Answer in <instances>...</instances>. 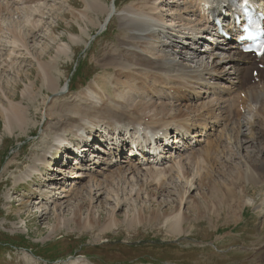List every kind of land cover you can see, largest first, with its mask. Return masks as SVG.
<instances>
[{"label":"rangeland","instance_id":"1","mask_svg":"<svg viewBox=\"0 0 264 264\" xmlns=\"http://www.w3.org/2000/svg\"><path fill=\"white\" fill-rule=\"evenodd\" d=\"M84 1L86 3V0H34L33 2L30 0H0V4L5 3L4 7L6 6L7 9L4 12L3 9L0 11L2 15L4 14L3 16L0 14V24H2L0 27L4 30L10 27L13 28L11 24L16 21L15 24L20 23L21 28H27H23L25 32L29 28L32 29H29L31 32H27L29 34L26 38L27 48L25 47V50L22 49L24 46H20L21 48L18 47L19 45L14 47L13 43L8 42L11 40L8 39L7 29L5 32L8 35L5 33L0 34L2 40H0L2 45H0V72L2 73L0 75V264H89L88 260L92 264H255L253 260H256V255L263 250L262 248H256L264 243V136L259 139L260 145L256 140V135L246 139L244 135L237 133L239 130L246 132L245 128L236 127L235 122H239L240 117L237 116L236 119L234 115L230 119H226L223 115H226L224 109L231 107L236 100V96H238L237 91L232 90L235 76L231 65L233 59L230 55L233 52L231 51L229 58L228 54H221L224 51V48H221L218 55L224 57V59L220 62H218L216 56L210 57L208 54L204 57V60L210 64L211 67H209L217 70V73L222 75L221 78L215 79L217 84H214L219 87V90L214 89V91L217 92H214L210 87L198 84L199 82H192L194 90L188 97H180L178 93L177 95L170 94L168 87L170 90H175L177 86L182 85L174 83V78L180 77L184 80L181 82L185 84L187 79L178 75H169L168 77L164 73L158 75L151 70L144 71L151 75L145 74L142 77L141 73L136 72V69L133 68L134 66L131 71L130 68L126 70L130 77L122 76V74L118 76V73L113 69L107 71L104 62L111 52H114L112 56L119 54L116 53L117 48L113 45V42L118 40V37H122L121 35L124 33L121 28L122 21L119 20L118 16L123 13L127 6L131 5L133 9L138 8L139 10L143 8L144 13L145 10L147 13L148 9V12L154 14V17L161 15L158 17L163 25L167 23L169 28H175L182 32L191 30V33H193L204 26L197 8H195V0H100L105 7L109 9L112 7V16L107 14L102 16L96 12H90L89 18L81 16L86 13ZM73 4H77L78 7ZM17 8L21 11H17ZM149 8H155L156 11ZM11 10L15 13L14 16ZM27 19H30L31 22ZM25 23L27 27H25ZM3 29L0 32H3ZM168 31L176 32L174 29H168ZM188 34L189 37L193 36L190 33ZM72 37L76 41H73ZM180 44L177 43L174 48L181 49L185 46L184 44L180 48ZM187 44L191 45L192 43L189 41ZM64 46L70 51L71 57L59 61L58 69H56L57 73L55 72V77L60 81L59 89L48 92L42 85L40 74L38 75L40 72L38 67L39 54H46L41 62L47 63ZM27 50L30 51L26 52ZM148 50V56L152 55L151 52H156V50L158 52V49L153 46L149 47ZM159 54L160 52L157 55ZM5 61H8V65L11 63L12 67H10L13 70H10V72H3L1 69V66L6 65ZM27 74H32V76L29 79L27 77L21 79L23 75L27 76ZM140 76L143 78L142 80H140ZM208 76L213 78V74L209 73ZM167 77L172 80L168 82ZM148 80L154 81L150 84ZM16 81L20 84L19 87H15ZM209 81L211 82L210 78ZM205 83L209 85L207 81ZM34 84L33 89L37 99L30 101L26 98V93L28 86L32 87ZM164 84H166L165 89H163ZM171 85L176 87H171ZM88 87L91 90L90 94L97 97L85 95L83 91ZM10 92L17 94L19 99L10 102L6 98V94ZM40 102L44 105L38 106ZM55 103L58 105L62 103L72 105L69 106L74 108V111L72 110L68 114L76 117L77 122L89 127L88 130L90 131L92 127L96 126L97 128L98 122L100 123L99 128L102 129L117 126L113 125L116 124V119L101 117L102 113L98 112L103 110L101 108L104 107V104L113 109L119 108L114 111H122L123 109V113H128L126 114L128 120L136 121L137 118L135 117L139 116L142 117V120L145 118L142 122L139 117L143 124L152 117L159 120L156 111H151L147 104L160 108L163 103L166 108L168 106V110H171L172 113H174L173 109H181L182 107L186 111L189 108L187 111L189 110L191 113V118H194L198 114V110L202 109L201 114H205L202 117L203 119L196 116L193 123L188 125L209 124L208 127H211V129L204 132L201 125L197 126V129L193 131H196V135L200 134L198 136L192 134L195 136V140L191 141L185 138L180 143L176 142L172 145L173 148L163 154V159L158 163H147L144 160L138 164V161L134 158H132L133 161L127 162V160H122L120 157H111L105 154L104 149L101 148L99 151H94V156H91V154L85 155L83 166L76 168L72 163H66L64 157L60 154L57 155V152L66 148L63 146V149L59 151V148L69 141L67 140L68 136L74 138L84 132L79 130V134L76 135L77 131L75 130L78 127L75 126V130L70 131L69 129L70 132H67L63 129V124H58L57 120H52L49 109ZM15 105H21L23 108L25 106L24 109L28 111L29 118L33 119L35 124L26 134L21 136H4L2 133L5 117L7 112H10V108ZM213 110L214 116L208 112ZM75 111L79 113L76 114ZM236 111L237 101L236 107L231 112L235 114ZM172 113L171 115L168 113V118L161 115L160 121L162 123L159 122L158 126H152L153 123L146 124L148 129L152 127V129L159 128L161 127L159 125H165L166 122L170 123V121L173 122L174 130L184 126V119L186 120L188 117H182L184 119L175 121L171 120ZM79 114L80 117H83L79 118ZM129 116L135 119L132 120ZM199 119L201 122L202 120L212 119V122L201 123ZM260 120L264 119L261 118ZM229 131L233 134V138L235 137L234 139L244 142V147L237 149L236 143L234 144L233 141L228 139L229 135L227 133ZM148 132H151V130L146 131V133ZM189 136L191 137V135ZM249 140H255V142H247ZM209 146H213L214 151L218 152L216 159H219L217 160L219 163L205 160L204 157H202V161L205 160L203 162H206L205 164L201 160H195L196 162H193L190 166L192 169L190 178L198 185L200 176L208 172V167L212 169L211 173L215 179H223L222 181L227 179L226 183L228 185L235 187L237 190L239 189L244 195L245 202L241 207L242 211H239L238 221L236 218L228 220L224 215L220 217L219 214L213 212L214 215H208L200 221L195 219L186 224L184 223L183 226L186 227V230H182V234L180 232L171 233L172 228L165 221H159L157 224L138 223L136 227L132 228L129 220L135 215L137 216L140 206L151 208V210L155 208L163 213L167 209L164 200L176 203L181 197L180 195L186 190L184 188L186 187L185 182L177 179L176 171L180 170L182 165L187 163V160L189 161L194 156H201L199 153ZM258 146L262 150L257 149ZM87 151L91 152V150ZM252 153L255 155L252 156ZM123 156L130 158L128 152ZM248 157L249 160L247 161L249 162L245 164L244 159ZM198 162L201 164L199 167ZM10 163L17 167L9 169ZM249 165L254 168L255 173L261 175L259 182H248L247 178L244 177L247 174L246 168ZM120 168L126 172L123 181H120L118 176ZM237 168L238 171H236ZM167 169H170L169 172L162 173L163 170ZM224 169L225 173L223 172ZM152 170L161 173L160 177H157L154 181L149 178V175L151 176L149 173ZM132 171L133 173H131ZM241 171H244L243 178L238 179L236 172ZM77 172L81 176L75 177ZM230 174L231 176H229ZM143 186L144 188H142ZM180 190H182L181 194H179ZM245 190L250 192L245 194ZM87 191L91 193L89 194ZM154 191L157 194H153ZM199 193L200 191L197 189L191 195L194 197ZM210 198L215 197L211 196ZM82 199H87L88 204L85 205L86 208L84 207L81 214L82 225L76 226L73 222L74 211L79 204V200ZM25 204H27V207ZM189 205L185 211L193 213L192 209H189ZM113 208L115 213L121 215L119 225L104 229L109 223L110 211H114ZM47 211L50 220L42 217V214ZM182 211H184V208ZM169 212L171 216L178 213L177 210L172 211V209H169ZM100 213H103L102 216L105 219L102 221L104 227L100 226L97 230H93L91 218L97 220ZM39 254L52 259L57 256V260L49 261L39 256Z\"/></svg>","mask_w":264,"mask_h":264},{"label":"bare ground","instance_id":"2","mask_svg":"<svg viewBox=\"0 0 264 264\" xmlns=\"http://www.w3.org/2000/svg\"><path fill=\"white\" fill-rule=\"evenodd\" d=\"M30 1L33 2L34 0H30ZM197 1H199L200 3L202 1H203V3L207 2L210 5L211 9H213V10H215V9L218 10V9L222 8L224 5H228L229 4L228 3V0H197ZM84 3H85V1H84ZM4 4L5 3L0 4V11L2 9H3L2 10L3 12H4V10L5 11L7 10L6 9V6L4 7ZM154 4H155V2H154ZM11 5H13V4H11ZM73 5L76 6V7H78L77 4H73ZM85 6H86V13L84 12L85 15H81L82 17L84 16L85 18L86 17L89 18V13L90 12H96L99 15H102V16L103 15L105 16L106 14L110 16L112 14V12H113L112 11L113 10L112 7H111L112 10L109 9L108 7H105L101 3L100 0H86ZM9 7H7V8H9ZM28 7H29V5H28ZM146 7H148V6H146ZM14 8H15V6H14ZM18 8L16 10L17 11H19V10L21 11V9L18 10ZM155 8H149V9L150 10H153V11H156L157 8L156 9ZM8 10H10V9H8ZM11 11H12V15L14 16L15 13L13 12V10H11ZM142 11H143V8H142V10H139L138 8L137 9H133L131 7V5H130V6H127L123 10V13L119 14V16H118L119 17V20H121L123 22V23L121 22V24H122V27L121 28L124 30V31H122L124 33L121 35L122 37H118V40H116L115 42H113V45L116 46V48H117L116 49V51H117L116 53H119V54H117V55L114 54V56H112V53H114V52H111V53L109 52L110 54L107 55L108 57L106 58V61H105L106 63L103 61L104 64L107 66V67H105V69L107 71H110V70L113 69L114 71H116L118 73V76L122 74V76L125 75L127 77H130V75L128 73H126L127 72L126 70L128 68H130V71H131L132 67L134 66L133 68L136 69V72L141 73L142 77H143V75L147 74L144 71H150L151 70V71H154V73H156L158 75H159V73H164V74H166L168 76L169 75L183 76L185 79H187L186 80L187 83H192V82H199V83H201V82H205V81H207L208 83H210V81H209V78L210 77H208V78L206 77V72L208 70H210V68H209L210 64L207 61L204 60V57L209 54L210 57L211 56L218 57V62L222 61V59H224V57H221L218 54H219L220 49L223 48V47L220 46V45H216V46H213L212 47V50L211 51H206V50L205 51H202V50H199L200 49V46L199 45H196V49H192V46L194 44H197V42L195 40H193L192 37H189V34L188 33L187 34H185V33H183V34L178 33L177 34V32H174V33L172 31L170 32V31H168L167 27L164 26L162 24V22L160 21V19H159L158 16H161V15H158L157 17H154L153 16L154 14L152 15L151 13H149L148 12V9H147V13H146V10H145V13H144V11L143 12ZM1 13L2 12H0V14ZM9 13H11V12L9 11ZM27 14H28V12H27ZM8 17H10V16H8ZM30 17H32V16H30ZM2 19H5V18H2ZM221 19L224 22H227V20H226L225 17H222ZM29 20L27 19V21H29ZM15 22H14V24H11L13 28L10 27L8 29L6 28L7 30L5 29L6 31L9 30L8 31V34H9V36H8L9 38L8 39H10L11 41H8V42L13 43V46L14 47H17L18 45H19L18 47L24 46L22 49L25 50L27 48L26 47V44H27L26 38H27V35L29 34L27 32L30 31L29 29H31V28H29L30 27L29 26L28 27L29 28L28 31L25 32L23 30L24 27L21 28L20 25H19L20 23L19 24L18 23L15 24ZM30 22H31V20H30ZM32 22H34V21H32ZM106 22H107V20H106ZM0 25L2 26V24H0ZM26 25L27 24L25 23V27H27ZM1 28L2 27H0V30L2 31L3 28L2 29ZM24 29H27V28H24ZM199 31H201V30H199ZM196 33H201V32H196ZM236 38H237V35H236ZM72 39H73V41H76V39H74L73 37H72ZM189 41L192 42V44L191 45L188 44L189 45L188 46L186 44ZM177 43H179V44L180 43H184L186 46H184L181 49H178V47L175 49L174 46H177L176 45ZM43 45H45V44H43ZM152 46L153 47H156V49H158V52H160L159 55H157L158 52L156 50V52H153V53L151 52V54H152L151 56H148L149 55L148 54V52H149L148 49H149V47H152ZM229 48H231V49H228L229 50L228 52L222 51L221 54H223V55L228 54V57H229V55L233 52V54L230 55V56H232V59H233L231 65H232V68H233L232 71H234L233 74L235 76L234 86H232V90L237 91V93L240 94V96H242L241 94H245L244 95V98L241 100V103H242V105H245L246 110L242 113L238 109V107L240 108V103H238L237 104V111H236V113L234 114L233 112H231L232 109L236 107V101L239 102V97H238L237 100H235L233 102V105L231 106L233 108H231L230 106H229L230 108L229 107H226V109H224V112L226 113V115L225 114H223V115H224V117H226V119H230L234 115H235V117L237 119V116H239L240 117L239 118L240 121L239 122H235V124H237L236 127L239 126L238 128H245L246 129V132H244V131L242 132L241 130H239V131H237V133L244 135L246 137V139L247 138H252L251 136L256 135L257 136V139L256 140H258L257 142L260 145L259 139L264 136V123L260 120L261 118L264 119V71L263 70L258 71L259 81H255V77L253 76V71L251 70V69H253L252 66L255 65V61L254 60H251V59H248L242 53L236 51V47H234V45H232V43L230 44ZM28 51H30V50H27L26 52H28ZM23 54H25V53H23ZM29 55H31V54H29ZM39 55H40V59H38V61H39V66L38 67H39L40 72H39V70H37V71L39 72L38 75L40 74V76H41V79L40 80L42 82V85L46 89V91H48V92L56 91L57 89H59V83H60V81L58 80V78L55 77V75H56L55 72L57 73L56 69H58L57 67L59 66V61H61L63 58L71 57V53L64 46L63 48L59 49V51L51 59V61L50 62H47V63H42L41 62V59L45 58L46 57V54L42 53V54H39ZM7 57H9V55H7ZM12 58H13V56H12ZM22 58H23V56H22ZM225 58L227 59L226 56H225ZM5 59H3V60H5ZM15 60H17V59H15ZM33 60H34V58H33ZM236 61L238 63H235ZM7 62L5 63L6 64L5 66H1V69H2L3 72H10V70H13V69H11V67H12L10 65L11 63L8 65ZM262 62H264V60ZM211 69H212L211 72H213V73L216 72L215 70H213V68H211ZM19 71H20V69H19ZM1 74L2 73L0 72V75ZM29 74H27V76L23 75L21 77V79L23 77H24V79H26V77H27V79H29V77L32 76V74L31 75H29ZM148 74H150V73H148ZM20 75H22V74H20ZM152 76H155V75H152ZM160 76H161V74H160ZM142 79L143 78H141V76H140V80H142ZM159 79H160V77H159ZM164 81H166V80H164ZM158 82H160V81H158ZM215 84H217L216 81H215ZM12 85H14V84H12ZM19 86H20V84L17 83V81H16L15 87H19ZM33 86H35V84L32 85V87H29L28 86V90H27V93H26V95H27L26 98L29 99L30 101H33V100H36L37 99V97H36V95L34 93ZM174 86L171 85V87H174ZM186 87H187V85H183V86L182 85H179V86H177L175 88V90H177V91L181 90L183 92L182 94L185 95V94H187V88ZM83 92L85 93V95H91L90 94L91 93V90H90L89 87L86 88V89H84ZM214 92H217V91H214ZM39 96H40V94H39ZM43 96H45V95H43ZM91 96L97 97L94 94L91 95ZM6 98H8V100L10 102H14V101H17L19 99L18 95L15 94V93H13V92L12 93L10 92V93L6 94ZM3 101H4V99H3ZM67 103H64V104L62 103V104H59V105L55 103L51 107L49 106L50 107L49 112H50V116H51L52 120H57V123L58 124H60V123L63 124L64 125V128L63 129L65 131H67V132L69 131V129H70V131L71 130H75L76 128H74V126L75 127H78L75 130V131H77V134L76 135L79 134V132H78L79 130H83L84 133H82V134L85 135V136H83L82 134L80 136H78L79 138H81V140L83 142H85L87 144L84 147H82L83 148V150H82L83 152H85L87 150L93 149V146L94 145H100V141L101 140L99 139L100 137L98 136L97 129H94V127H92L91 128V131H90V130H88L89 127H86L85 125H82L80 122H77L76 121V117L70 116L68 113L70 111H72L74 108L70 107L72 105L67 104ZM42 105H44V104L40 102L38 106H42ZM10 106H12V104H10ZM101 107H102V105H101ZM147 107L148 108H151V111H156V115L159 116V120H155V117H152L150 119V120H152L151 123H153L152 126L153 125L154 126H158V124H160L159 122H161L160 121V116L161 115L165 117L167 115L169 116V114L171 115V113H172L171 110H168V106L166 108V106H165L164 103L161 104V107L160 108L159 107H153L152 104H147ZM205 107H207V106H205ZM24 108H26V107L24 106ZM24 108L21 105H15V106H13V108H10L11 109V110H9L10 112H7V116L5 117V124H4V129H3L2 135H4V136L5 135L14 136L15 135V137H17V136H21L23 134H26L31 129V127L35 124V122H34L33 119L29 118V115L30 114L28 115V111L26 109H24ZM89 108H91V107H89ZM176 108H178V107H176ZM75 109H76V107H75ZM101 109H103V110L102 111H98L96 109L95 110L102 113V116L100 115L101 117H104V118L113 117V120L117 119L121 123V127H124V126L130 127L131 125H133V126H135V125H142V123L140 121V119L142 120V117L139 116L140 119H139V117H135V118H137L136 121H135L134 120L135 119L134 117H133L134 119H132L129 116L134 121L128 120V117L126 115L128 113H123L124 112L123 109H122V111L121 110L120 111H114V110H118L119 108L118 109H113L112 107H108L106 104H104V107H102ZM187 109H189V108H187ZM187 109H186V111L183 110L182 107H181V109L180 108L173 109L174 110L173 111L174 113H172L171 120L177 121V120L184 119L185 117H188V115L190 116L191 113L189 112V110L187 111ZM197 110H193V111H197ZM201 110H198L199 112H198V114H196V116H197V118L203 119L202 117H204L205 114H203V113L201 114V112H200ZM125 111H129V110L126 109ZM208 112L211 113V114H213L214 110L212 112H210V111H208ZM75 113H76V111H75ZM78 113H76V114H78ZM130 114L132 115L133 113H130ZM211 114H209V115H211ZM140 115H142V114H140ZM35 116H37V115H35ZM78 116H79V118L83 117V116L80 117V114ZM144 116H146V115H144ZM152 116H154V115H152ZM168 116L165 117V118H168ZM213 116H214V114H213ZM182 117H184V118H182ZM36 118H38V116ZM144 120H145V118L142 120V122ZM199 121H200V119H199ZM202 121H204V120H202ZM166 123L167 124H165V125H163V124L159 125L161 127L157 128V129H160V130H163L164 128H166V129H172V126L171 125H173L172 124L173 122L170 121V123L169 122H166ZM143 124H145V123H143ZM196 124H197V122H196ZM113 125H116V124H113ZM194 126H189L187 124V126H184V127L186 129V132H189V130L192 127H194ZM205 126H208V124H205ZM114 129H118V128L115 127ZM153 130L154 129H152V132H153ZM236 130H237V128H236ZM32 132H34V131H32ZM148 133H150V132H148ZM227 134L229 135L228 136V139L230 141H233L234 144L236 143L237 149H241L242 147H244V142L243 141H239V140L237 141V139H234L235 137L233 138V134L230 131ZM198 135H196V136H198ZM166 137H168V135H166ZM236 137H237V134H236ZM177 138H178V136H177ZM133 139L134 140H138V141H142L143 137H141V132L140 131L138 132V130H135L134 131ZM146 139H150V138H146ZM97 140H98V143L99 144H96L97 143ZM247 142L253 143V142H255V140H249ZM160 143H163V142H160ZM209 144L211 145V143H209ZM139 146H143V144L142 143H139ZM97 147L100 148V146H96V148ZM119 148H120V145H118V148H116L117 149L116 150L117 151L116 157H120L122 160H125V161L127 160V162L130 161V160H132L131 157L130 158H125L123 156L124 153L121 152V151H123V149H119ZM258 148H259V150H262V149H260L259 146L257 147V149ZM60 149L61 150L63 149V145L59 148V151H60ZM65 150H66V148H65ZM104 152H107V151L104 150ZM121 153H122V155H120ZM132 153H134V154L136 153V151L133 148H132ZM199 154H201V156H199L200 159H199V157H195L194 156V157H192L189 160L190 163H189L188 160H187V163L186 164H184V162H183L184 165H182L181 169L178 170V171H176V173H177V179H180V180L184 181L185 184H186V187H184L186 189L185 192H184V190H183L184 193L181 192L182 190L179 191V194L182 193L183 195L181 194L180 195L181 197L178 195V198L179 197L180 198L176 201V203H174L173 201L164 200L167 209L163 213H160L159 211H157L152 206H151L153 208L152 210H151V208L149 209L148 207H142V206H140L141 208H139L138 213H137V216L135 215L132 219L129 220L130 221V226L132 228L136 227L138 223H142V224L143 223H146V224L147 223H156L157 224V223H159V221H161V222L162 221H165V223L166 222H167V224L169 223L168 226L170 228H172L171 233H179L180 232V234H182L181 233L182 230H186V227L183 226L184 223L186 224L187 222H191L192 220H195V219L198 220V221H200L201 219H203L204 217H207L208 215H211V214L214 215V213L219 214L220 217L224 215V217H226V219H228V220L229 219H234V218H236V220L238 219V216L240 214L239 211H242L241 210V207H243L244 202H245L244 201V198H243L244 195H242V193L240 192L239 189L237 190L235 187H231L230 185H228V183H226V181H227L226 178L227 177L225 178L226 180H224V181H222L223 179L219 180V178L218 179H215L213 177L214 175H212V173H211L212 172V169L207 167V171L208 172H205L206 174H202L200 176V178H199L200 179V183H198V185H196L197 183H195L193 181V179L190 178L191 170H192L190 168V166H191V164H193V162L195 163L197 160H201L202 161V159H203L202 157H204L205 160H209V161H212V162L213 161L215 162V161L219 160V159H216L217 158L216 157V154L218 155V152L217 151H214L213 146L212 147H210V146L207 147L204 151L200 152ZM253 155H255V154L252 153V156ZM136 160H139L138 161V164L142 163V160H140V159H136ZM156 160H157V158H156ZM244 160H245L244 161L245 164H247L249 162V161H247V160H249V157L246 158V159H244ZM204 161H202V163ZM199 162L197 163L198 164V167L201 165V164H199ZM217 162L219 163V161H217ZM251 162H253V161H251ZM205 163H203V164H205ZM207 166H209V165H207ZM229 166H230V164H229ZM15 167H17V166H15L14 164H11V163L8 166L9 169H13ZM169 170L168 169L167 170H163L162 173H167V172H169ZM226 170H227V168H226ZM230 170H232V169H230ZM64 171H66V170H64ZM236 171H238V168H237ZM246 171H247V174L244 177L247 178L248 182L249 181L259 182V177H261V175L258 174V173H255L254 172V168L251 165L247 166ZM223 172L225 173V169L223 170ZM125 173L126 172L120 168V171H119V174H118L120 181H123L125 179ZM131 173H133V171ZM149 174H151V176L149 175V178H152L153 181L157 177H160V175H161V173H159L158 171H153V170ZM220 174H221V172H220ZM75 175H76L75 177L81 176L79 174V172H77ZM236 175H237L238 179L243 178L244 171H241L239 173L236 172ZM263 175H264V172H263ZM229 176H231V174ZM232 176H233V174H232ZM234 185H236V184H234ZM142 188H144V186ZM197 189H199L200 193L197 196H194L193 197L191 194L195 190H197ZM87 192L89 194L91 193L90 191H87ZM246 192L248 193L250 191L245 190V194H246ZM158 193H160V192H158ZM153 194H157L156 191H154ZM248 195H250V194H248ZM211 196H214L215 198H210ZM162 201H163V199H162ZM164 201H163V203H164ZM87 204H88L87 199L79 200V204H78L77 208H75L74 218H73V222H74V224H76V226H79L80 224L82 225L81 214H82V211L84 210L85 205H87ZM158 204L162 205L161 203H158ZM165 204H163V205H165ZM25 205L27 207V204H25ZM188 205H189V209H192L193 213H190V212L188 213L187 211H185V209H186V207ZM183 208H184V211H182ZM169 209H172V211L173 210H177L178 213H176L175 215L172 213L173 216H171L169 214L170 213L169 212ZM112 210H114V208ZM110 212H111V215H110L111 216V218H110L111 220L109 219V223L106 225V228H104V229H109L111 226H118L119 225V217L121 215L119 216V213L118 214L115 213V210L114 211H110ZM48 214H49V212L47 211L46 213L42 214V217H44L47 220H50V216ZM102 214L103 213H100L99 218L97 220L91 218L92 219L91 225L93 227L92 228L93 230H97L100 226H103L104 227V225L102 224L103 223L102 221L104 219V217L102 216ZM230 221H233V220H230ZM80 228H82V227H80ZM102 231H104V230L102 229ZM260 248H262L263 250L256 255V260H253V261H255V264H264V243H263L262 246H259L256 249H260ZM88 263L89 264H92V262H90L89 260H88ZM250 264H252V263H250Z\"/></svg>","mask_w":264,"mask_h":264}]
</instances>
